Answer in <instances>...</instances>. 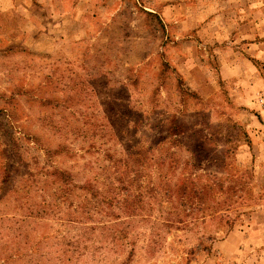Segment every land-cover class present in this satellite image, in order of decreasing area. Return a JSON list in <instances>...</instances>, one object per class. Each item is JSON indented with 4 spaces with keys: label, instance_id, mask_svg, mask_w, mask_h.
I'll list each match as a JSON object with an SVG mask.
<instances>
[{
    "label": "rangeland",
    "instance_id": "rangeland-1",
    "mask_svg": "<svg viewBox=\"0 0 264 264\" xmlns=\"http://www.w3.org/2000/svg\"><path fill=\"white\" fill-rule=\"evenodd\" d=\"M18 3H0V264H264V0ZM144 164L119 196L96 180Z\"/></svg>",
    "mask_w": 264,
    "mask_h": 264
},
{
    "label": "trees",
    "instance_id": "trees-1",
    "mask_svg": "<svg viewBox=\"0 0 264 264\" xmlns=\"http://www.w3.org/2000/svg\"><path fill=\"white\" fill-rule=\"evenodd\" d=\"M190 129H191V127H189V126H186V125H182V124L177 123V120L176 119L171 120L170 126L167 129V132H168L169 137H171L173 139V141H174L171 144H173V146L178 145V143L175 142V139L174 138H177V137H185L188 134V132H189ZM157 142L159 143V141H153L152 143H155L156 144ZM155 144H154V146H158V144L157 145H155ZM190 153H191L192 156L195 155L194 152H191L190 151ZM122 161H123V159H120L117 162L118 163H121ZM145 169H149V168H146V166L144 164V165H142V168L140 170L131 171V174H133V177H130L131 175L129 173H124L122 175V177L124 179H122V180L121 179L120 180L119 179H114V181L111 182L112 177L110 175L108 177H103V174L96 175V180L102 179L103 181L110 183L112 185V187H111V190L108 191V193L110 195L119 196V195L122 194V190H120V189H113V187L116 185V183L117 184L118 183H121L122 184V182L125 181V185H128L127 180H129V182H130L129 183V187L132 186L135 183H139L141 180L138 179V177H139V175H140L141 172H145ZM146 177L148 178V176H146ZM164 177L166 178V176H164ZM214 183H215L214 181L211 184L207 183L206 186H205V188L204 187L202 188V191H205V193L206 192H210L211 193V197L217 196L219 193H222L224 191L223 184H221V185H215ZM185 191L186 190L183 189V192H185ZM173 194H174V190L173 189H170L168 191V195L171 197ZM206 195L209 196L208 193ZM139 197H142V195H139ZM139 202H141V201H139ZM227 202L230 203L228 199H227ZM226 207H227L226 201H222V202H218L217 204H213L211 207H209V210H210V208H213V213H217V212L223 210ZM125 208L128 210L130 208V206H125Z\"/></svg>",
    "mask_w": 264,
    "mask_h": 264
},
{
    "label": "crops",
    "instance_id": "crops-1",
    "mask_svg": "<svg viewBox=\"0 0 264 264\" xmlns=\"http://www.w3.org/2000/svg\"><path fill=\"white\" fill-rule=\"evenodd\" d=\"M14 2H15V0H14ZM16 2L17 3H13L12 0H1V2H0L1 5L3 6L4 10L7 12V17L8 18L10 17V19H13L16 14H19L20 18H21V16H27V15H23L26 13L24 11H26V10L28 12L30 11V7H29L30 5L28 3L27 4L26 3H23V4L18 3L19 0H16ZM16 4L19 5V7H17ZM251 4L252 5H250L251 6L250 9H252L254 7L252 2H251ZM246 18H248V17H246ZM5 23H7V21H5ZM237 23H239V26H240L239 30L240 31L233 35V37H232L233 40L242 43L245 41L246 42H252V41L257 39V36L259 35L257 27L261 23L260 20L258 21V19L254 18V17H253V19L243 18L241 21L237 20ZM3 32H5V31H3ZM236 59L241 62L242 67H245L244 64L248 66L247 71H249V72L251 71V73H252L253 70L254 71L256 70L255 67L253 66V64L249 60L245 59V56L243 53L237 52ZM224 66L226 68V71H225L226 75H228L230 73L231 74L235 73L238 75L241 72L243 73V71H241V69H240V66H238L236 64L228 66L227 63H225ZM255 75H256V73L254 74V72H253L252 77H251V79L253 81H255L254 80L256 78ZM228 77L229 78H235L234 76H228ZM243 79H245V78H243ZM246 79L248 81L250 80L248 78H246ZM255 82H257V81H255Z\"/></svg>",
    "mask_w": 264,
    "mask_h": 264
}]
</instances>
